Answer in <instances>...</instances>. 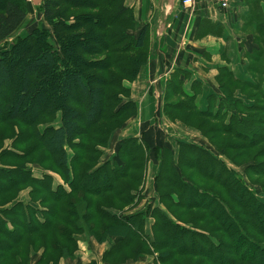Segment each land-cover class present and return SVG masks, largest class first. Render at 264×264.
<instances>
[{
	"label": "trees",
	"instance_id": "16d2710c",
	"mask_svg": "<svg viewBox=\"0 0 264 264\" xmlns=\"http://www.w3.org/2000/svg\"><path fill=\"white\" fill-rule=\"evenodd\" d=\"M127 1L43 0L36 7L52 32L36 27L0 51V264H32L31 254L39 251L35 264H60L74 256L82 234L99 243L116 240L105 264L138 262L145 255L155 264H264V162L257 156L264 146V39L255 40L258 48L247 55L252 81L222 68L219 92L208 97L205 111L198 103L203 92H185L186 74L179 71L167 82L164 115L203 141L174 144L147 131L122 140L113 160L100 164V149L138 115L126 84L137 81L150 57L151 27L138 28ZM29 13L27 0H0V41L16 33ZM223 32L222 23L199 24L200 38ZM234 92H253L256 99L248 97L247 107ZM58 113L61 123L53 126ZM224 136L235 145H218ZM9 137L11 147H4ZM228 147L242 153L233 156ZM243 155L248 162L241 163ZM150 162L159 166L161 207L151 204L127 216V208L138 206ZM38 167L41 176L35 175ZM197 177L219 191L199 185ZM24 191L28 202L21 200ZM198 209L207 214L185 220L179 213ZM209 217L214 229L203 225Z\"/></svg>",
	"mask_w": 264,
	"mask_h": 264
},
{
	"label": "crops",
	"instance_id": "0c3cea01",
	"mask_svg": "<svg viewBox=\"0 0 264 264\" xmlns=\"http://www.w3.org/2000/svg\"><path fill=\"white\" fill-rule=\"evenodd\" d=\"M178 5V12H175L173 8H166V10H164V19L171 20L172 22H174V24H178V26L180 27L184 26V18H182L183 13L187 16L190 15L192 18L195 16L192 20L190 19L191 21H188V26L186 29L190 30V32L195 31L194 36L190 37L188 34H185L184 36L187 39H185V43L188 41L189 46L195 47L198 51H188L186 52L189 53V55L187 56L183 55L185 50L183 52H180V48H176V46H173V44L171 45L169 40H166L164 51L162 49L163 45H159L156 47L153 43L152 45H150V57L148 64L141 70L139 78L145 76L149 79L148 82L150 81V79H154V81H151V87L149 86V90L147 92H150L151 89L154 88L153 83L157 80L159 82V85L161 86L160 88H163L164 97L167 82L171 81V79H173L177 75L176 73H179L180 71L188 76L186 77L187 81L185 84V92H203V95L198 99V103L200 109L202 111H205L208 106V97L214 92H219L216 78L223 73L222 68L229 69L231 72H233L236 79L240 81H252L251 74L247 72L248 65L250 63L247 55L253 49L258 48V44H255V40L258 43L259 41L264 39V0H231L230 7L227 10H221L215 3L206 2H199L193 9L184 8L180 5V3ZM157 15L158 12H156L153 19L151 18L148 23L151 26L153 35L156 31V24L155 22H153V20H155V17ZM202 19L210 20L213 23H222L224 26L223 35L221 37L208 35L207 37L200 38L199 24ZM170 27L171 24L169 26L165 22L163 26H160V31H165L166 36H168L170 34L169 31H173L169 30ZM173 27L175 26L173 25L172 28ZM181 34L182 32H177V35L174 38L176 39V41L170 38L171 43L177 44L179 35ZM189 39H191V42ZM159 49L162 55H165V59H162L163 56L161 57ZM196 54H198L199 57H196ZM157 55H160L159 60H157ZM200 60L202 62H200ZM258 77H260L259 73ZM136 83L137 82H135L134 84H127L132 92L134 91V86ZM162 105H164V103ZM154 107L155 104L153 105V108ZM156 112H159L158 108L155 113ZM161 114L163 116V127L160 125V122H158V129L160 131H163L164 129L167 131V134L170 135L166 137V140L172 141V143L174 144L176 143V140L179 139H185L193 142L203 141V137L199 132L186 128L180 123H171L169 119L163 114V106ZM179 126L183 128L181 129L182 132L179 131ZM171 127H175V134L171 132ZM150 169L151 176L153 174L152 181L154 186L152 188L151 194L154 196V199L149 200V197L146 196L145 191V199L143 200L144 204L138 206L134 210L127 211L125 215L130 216L143 212L149 206H151L153 201H155L154 205H152L153 207H161L159 205V196L157 194L155 185V179L159 172V166L153 163ZM55 177L59 180V182L63 183L59 177ZM24 193L23 195H21V200L28 202L29 192L26 191ZM153 224L154 220L152 218H149L147 222V234L150 236L152 235L151 228ZM76 238L79 244L85 243L88 247L89 243L91 248L94 250V248L92 247V243H90L89 240L86 241L84 237ZM115 241L116 240L114 239L113 242L110 243L109 248ZM104 252L100 254V257L102 259V256H104ZM148 258H152L153 264H155V257L151 256L143 257L140 261H144ZM93 259V256H90V253H88L87 259H85L84 261L78 262L76 260H73L71 264H90L91 262L96 260ZM96 261L99 264H103L100 258ZM60 264L66 263H63L62 261Z\"/></svg>",
	"mask_w": 264,
	"mask_h": 264
},
{
	"label": "rangeland",
	"instance_id": "374dc122",
	"mask_svg": "<svg viewBox=\"0 0 264 264\" xmlns=\"http://www.w3.org/2000/svg\"><path fill=\"white\" fill-rule=\"evenodd\" d=\"M27 1L29 4V7H30V13H29L26 21L18 29V31L16 33H14L11 37H9L5 41H0V51L5 50V49L8 50L14 44V42L17 39L24 38V37L30 35V33L36 27L41 26V27L46 28L50 32H52V28L45 22L43 15L39 12L37 7L34 6L32 0H27ZM162 1L163 2H161V0H128L127 1V5L131 8H133L135 11V16L138 19V22H137L138 28H140L144 24H148L149 20L151 18L153 19L156 12H158V15L155 17V20H153V22H155V24H156V31H155V34L153 35L152 29H151V33H150V35H151V41L150 42L151 43H150V45H152L153 43L155 44L156 47L159 45H163L162 49L164 51L166 40H169L171 45L173 44V46H176V48L177 47L180 48V52H183L185 50L183 55L188 56L189 53H186L188 51H190V52L198 51L195 47H192V46L190 47L188 41L185 43L186 38L184 36L185 34H188L190 37L194 36L195 31L190 32V30H186V29L188 26V21L190 19L192 20L195 16L192 18L190 15L187 16L183 13L182 18H184V26L179 27L178 24H174V22H172L171 20L164 19V16H165L164 10H166V8H173L175 12L179 11V5L176 6V4H178L179 0H177L175 5L170 4L167 0H162ZM179 14H181V13H179ZM165 22L169 26L171 24V27L169 30H173V31H169L170 34L168 33L169 34L168 36H166L165 31L164 32L160 31V26H163ZM148 25L150 26V24H148ZM173 25L176 28L175 27L172 28ZM178 31H179V33L182 32V34L179 35V39L177 41V44L171 43L170 38L174 39L176 37ZM174 40L176 41V39H174ZM189 40L191 42V39H189ZM206 41H207V39H206ZM149 50H150V46H149ZM159 52H160V49H159ZM161 57H162V59L163 58L165 59V55L164 54L162 55V53H161ZM196 57H199L198 54H196ZM159 58H160V55H157V60H159ZM200 62H202V61L200 60ZM148 80L149 79L146 78L145 76H142V78L138 77V79L136 81L137 83L134 86V91L132 92V98H131V100L136 102V104L138 106V115L135 119L131 120L122 131L115 132L112 139L109 141V145L107 148H101L100 149L102 151V158L100 160V164H103L107 161L113 160V158L116 155V150L118 148V144L124 139L132 138V137H137L139 139L141 137V135L145 134L147 131H148V133L153 132L156 135H159L162 133L165 137L170 136L167 134L166 130L163 129V131H160L158 129V122H160V125L163 127V121H162L163 116L161 114L162 106H163L162 104L164 103L163 102V88H160L161 86L159 85V82L156 80L153 83V87L155 89L152 88L150 92H147L149 90L148 88L150 86L151 81H154V79L153 78L150 79L149 82H148ZM134 83H132V84H134ZM127 84H131V83H127ZM55 91H57V90L52 89L53 93H56ZM234 93L237 94L238 96H241V97L243 95L244 98H242V101L246 102L245 105L247 107L251 106V102L249 101L248 97L253 95L254 94L253 92H234ZM255 96H257V95H255ZM255 99H256V97L251 96L252 102ZM154 104H155V107L153 108ZM157 108H158L159 112L155 113ZM60 114L61 113L57 114L55 121L51 125H53V126H59L60 125V123H61V115ZM44 126H46V125H42L41 129ZM174 128L175 127H171V129H170L173 134H175ZM181 129H183V128L179 126L180 132H182ZM156 130H158V131H156ZM170 130H169V132H170ZM15 131L17 133L18 130L15 129ZM225 137H226V139H224ZM9 138H12V137H9ZM13 139L14 138L7 139L5 141L4 147H11ZM226 140H228V142H230L231 144L235 145V140L233 139L232 136H224V137L218 138V139H216V143L220 146H223L224 142H226ZM157 143L162 144V142L158 141V140H157ZM236 143L239 144L240 142H236ZM236 146H239V145H236ZM228 150H230L232 152L233 156H237V155L242 153V150L240 149V147H228ZM213 154L216 155V157H219L227 165V167L229 169H233V170L236 169L239 174L243 175V172L239 169V167L232 164L225 156L221 155L219 151L215 150V148H214ZM255 154L256 153L254 151L250 152L251 156H253ZM70 155H72L71 152H70ZM257 156L259 158V161L264 162V146H261L257 149ZM38 158H39V160H41L42 157H40V155H39ZM240 161H241V163H245V162L249 161V158L243 155V156H241ZM153 163L154 162H150L145 169L143 185L141 187V191H140L138 197H136V199H135V202H137L138 206H141L142 204H144L143 200L145 199V191H146V196L149 197V200L154 199V196L151 194L154 184L152 181L153 174L151 176V169H150ZM48 166H50V164L46 165L45 167H48ZM40 168L41 167H38V169L40 171H38V170L35 171L36 176H41L42 175L41 172L44 173V171ZM56 180L58 181V184L63 185L61 182H59L58 179H56ZM197 182L199 183V185H201L205 188H207V187L210 189L217 188L210 181H208L205 178L197 177ZM146 184H147V186H146ZM148 184H150V185H148ZM219 189L220 188H217L215 190L219 191ZM23 193H22V195H23ZM24 194H27V193H24ZM260 199L262 201H264V195L262 193L260 195ZM154 202L155 201H153V203H152L153 205H154ZM136 208H134V209H136ZM129 209L130 208H127L126 210L124 209L125 213L127 211H129ZM124 210H123V212H124ZM179 213L181 214V217L185 220L191 218V216H193V215H197V216L201 217V216L207 214V212L205 210H202V209H198L197 211H195L193 213H185L183 210H181ZM203 225H206V226L210 225L212 229L215 228L214 220H213V218H210V217L205 220V223ZM77 237H84L86 239V241L89 240V242L92 243V247L94 248V250L91 248L89 243H88V247L86 246L85 243L84 244L78 243L77 244V250L75 251L74 256L72 258H68V259L62 258L61 262L63 261V263L71 264L73 260H76L78 262L84 261L85 259H87L88 253H90V256H93L94 259L98 260L100 258L102 260V258L100 257V254L103 253L104 250L106 252L107 249H109L110 243L113 242V240H114V239H110L108 242L99 243L95 237L90 236V235L82 234V235H79ZM105 252H104V254H105ZM41 253H42V251H39V253L37 255L31 254L30 261L32 262V264H35L36 260L39 258L38 256L41 255ZM145 256L147 257V255H145ZM96 260H94L93 262L98 263ZM140 260L138 262L128 261L127 264L129 262H130L129 264H139V263L140 264H153L152 258H148L144 261H140ZM86 261H88V260H86ZM103 264H105V263H103Z\"/></svg>",
	"mask_w": 264,
	"mask_h": 264
},
{
	"label": "built area",
	"instance_id": "2783aa9c",
	"mask_svg": "<svg viewBox=\"0 0 264 264\" xmlns=\"http://www.w3.org/2000/svg\"><path fill=\"white\" fill-rule=\"evenodd\" d=\"M199 2L215 3L221 10H227L231 4V0H180L181 6L187 9H193Z\"/></svg>",
	"mask_w": 264,
	"mask_h": 264
},
{
	"label": "water",
	"instance_id": "95a60500",
	"mask_svg": "<svg viewBox=\"0 0 264 264\" xmlns=\"http://www.w3.org/2000/svg\"><path fill=\"white\" fill-rule=\"evenodd\" d=\"M42 1H43V0H32L33 4H34L35 6L40 5V4L42 3ZM167 1H168L170 4H172V5H175V3L177 2V0H167ZM161 2H163V1L161 0ZM179 2H180V0L178 1V4H179ZM178 4H176V6H177Z\"/></svg>",
	"mask_w": 264,
	"mask_h": 264
}]
</instances>
